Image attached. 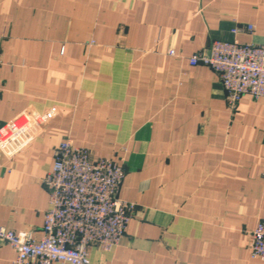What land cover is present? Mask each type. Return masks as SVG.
Here are the masks:
<instances>
[{
	"label": "crops",
	"instance_id": "0c3cea01",
	"mask_svg": "<svg viewBox=\"0 0 264 264\" xmlns=\"http://www.w3.org/2000/svg\"><path fill=\"white\" fill-rule=\"evenodd\" d=\"M0 37V227L41 238L69 141L121 163L118 199L135 206L94 264H264L249 251L264 99L232 113L219 75L188 62L213 41L264 47V0H0ZM15 257L0 242V264Z\"/></svg>",
	"mask_w": 264,
	"mask_h": 264
},
{
	"label": "built area",
	"instance_id": "2783aa9c",
	"mask_svg": "<svg viewBox=\"0 0 264 264\" xmlns=\"http://www.w3.org/2000/svg\"><path fill=\"white\" fill-rule=\"evenodd\" d=\"M253 31V26H247L231 33L235 36ZM168 55L175 56V51L170 50ZM188 62L192 67H208L219 75L232 113L245 96L264 99L262 46L213 41ZM2 64L0 56V67ZM124 177L121 163L105 158L94 160L87 149L69 141L61 143L43 181L49 204L41 238L0 227V242L16 254L12 264H94L90 253L93 248L112 253L135 213L134 205L118 199ZM249 251L251 259L264 262V218L252 232Z\"/></svg>",
	"mask_w": 264,
	"mask_h": 264
},
{
	"label": "rangeland",
	"instance_id": "374dc122",
	"mask_svg": "<svg viewBox=\"0 0 264 264\" xmlns=\"http://www.w3.org/2000/svg\"><path fill=\"white\" fill-rule=\"evenodd\" d=\"M91 44V43H90Z\"/></svg>",
	"mask_w": 264,
	"mask_h": 264
}]
</instances>
